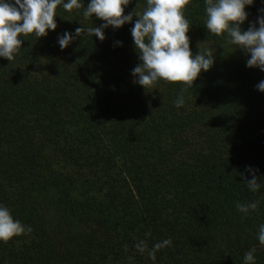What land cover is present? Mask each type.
Returning a JSON list of instances; mask_svg holds the SVG:
<instances>
[{
  "label": "trees",
  "instance_id": "16d2710c",
  "mask_svg": "<svg viewBox=\"0 0 264 264\" xmlns=\"http://www.w3.org/2000/svg\"><path fill=\"white\" fill-rule=\"evenodd\" d=\"M90 2L58 5L54 31L22 35L13 61L0 57V206L32 229L0 241V264H245L253 249L264 264V72L227 33L209 32L206 0H190V51H211L214 65L193 88L145 90L132 75L136 16L61 50L65 32L104 23L85 19ZM147 7L130 0L124 15ZM262 9L246 5L241 29L259 27ZM237 202L258 206L244 215ZM166 239L155 260L135 247Z\"/></svg>",
  "mask_w": 264,
  "mask_h": 264
},
{
  "label": "clouds",
  "instance_id": "9594fccd",
  "mask_svg": "<svg viewBox=\"0 0 264 264\" xmlns=\"http://www.w3.org/2000/svg\"><path fill=\"white\" fill-rule=\"evenodd\" d=\"M62 3L63 0H14V3L0 0V57L13 61L14 53L22 45V40L18 38L22 35L35 33L41 38L46 36L49 29L54 31L57 28L56 9ZM129 3L130 0H91L83 12L85 19L95 16L104 23L100 27H77L74 36L65 32L58 37L61 50L68 47L74 39L82 37V34L96 36L103 41L105 29L110 26L114 30L119 29L124 24L131 23L133 16H136L138 19L131 34L141 63L132 70L135 77L133 83L145 90L160 80L193 88L201 71H209L215 61L211 51L206 50L204 54L199 52L195 57L190 51L187 35L190 26L183 15L190 0H147L148 7L142 14H137L134 10L124 15V9ZM252 3L253 0H206V28L217 37L227 33L232 44L250 55L246 61L247 67L264 72V14L257 19L259 27L255 23L246 31L240 27L247 19L245 6ZM81 7L79 0L63 3V8L68 12ZM261 12L264 13V9ZM257 88L264 92V81ZM183 104V97H178L176 106L181 107ZM246 171L252 173V179L245 178L244 183L249 190L257 192L260 184L256 172L251 168ZM257 206L258 202L236 204L238 211L244 215ZM31 232V227H25L19 220H14L9 209L0 206V241L7 243L14 237ZM257 238L264 245V224L260 225ZM171 243L170 239H166L155 243L148 250L146 242L140 240L135 247L140 253L147 251L155 260L156 252ZM254 251L245 253V264H254Z\"/></svg>",
  "mask_w": 264,
  "mask_h": 264
}]
</instances>
